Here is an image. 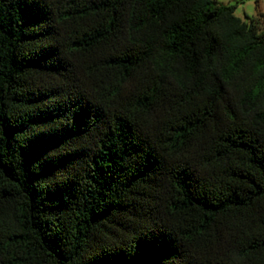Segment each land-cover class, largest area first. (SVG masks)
<instances>
[{
	"label": "trees",
	"instance_id": "obj_1",
	"mask_svg": "<svg viewBox=\"0 0 264 264\" xmlns=\"http://www.w3.org/2000/svg\"><path fill=\"white\" fill-rule=\"evenodd\" d=\"M216 0H0V264H264V20Z\"/></svg>",
	"mask_w": 264,
	"mask_h": 264
},
{
	"label": "rangeland",
	"instance_id": "obj_2",
	"mask_svg": "<svg viewBox=\"0 0 264 264\" xmlns=\"http://www.w3.org/2000/svg\"><path fill=\"white\" fill-rule=\"evenodd\" d=\"M220 5L235 6L234 14L238 17L261 15L264 20V0H216Z\"/></svg>",
	"mask_w": 264,
	"mask_h": 264
}]
</instances>
